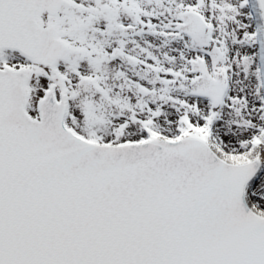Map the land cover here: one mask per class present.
<instances>
[{
  "label": "snow or ice",
  "instance_id": "snow-or-ice-1",
  "mask_svg": "<svg viewBox=\"0 0 264 264\" xmlns=\"http://www.w3.org/2000/svg\"><path fill=\"white\" fill-rule=\"evenodd\" d=\"M0 264H264V0H0Z\"/></svg>",
  "mask_w": 264,
  "mask_h": 264
}]
</instances>
